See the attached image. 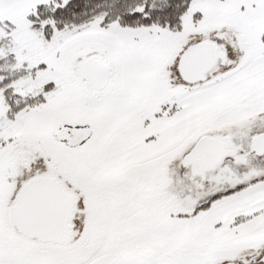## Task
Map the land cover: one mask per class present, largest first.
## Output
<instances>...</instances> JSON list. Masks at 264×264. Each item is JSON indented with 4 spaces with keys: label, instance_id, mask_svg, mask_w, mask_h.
<instances>
[{
    "label": "snow or ice",
    "instance_id": "snow-or-ice-1",
    "mask_svg": "<svg viewBox=\"0 0 264 264\" xmlns=\"http://www.w3.org/2000/svg\"><path fill=\"white\" fill-rule=\"evenodd\" d=\"M0 264H264V0H0Z\"/></svg>",
    "mask_w": 264,
    "mask_h": 264
}]
</instances>
